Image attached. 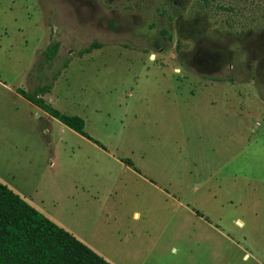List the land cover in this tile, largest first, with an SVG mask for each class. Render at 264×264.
Returning <instances> with one entry per match:
<instances>
[{
  "label": "rangeland",
  "instance_id": "obj_1",
  "mask_svg": "<svg viewBox=\"0 0 264 264\" xmlns=\"http://www.w3.org/2000/svg\"><path fill=\"white\" fill-rule=\"evenodd\" d=\"M0 182L112 264H264V0H0Z\"/></svg>",
  "mask_w": 264,
  "mask_h": 264
},
{
  "label": "trees",
  "instance_id": "obj_2",
  "mask_svg": "<svg viewBox=\"0 0 264 264\" xmlns=\"http://www.w3.org/2000/svg\"><path fill=\"white\" fill-rule=\"evenodd\" d=\"M94 46L97 44L85 51ZM58 48V41L50 43L44 49L46 60L54 59ZM16 92L49 116L100 144L85 132V120L81 116L63 113L43 98L50 92V85L38 86L33 94L22 88ZM126 163L132 165L128 160ZM0 264L112 263L0 182Z\"/></svg>",
  "mask_w": 264,
  "mask_h": 264
},
{
  "label": "flooded vegetation",
  "instance_id": "obj_3",
  "mask_svg": "<svg viewBox=\"0 0 264 264\" xmlns=\"http://www.w3.org/2000/svg\"><path fill=\"white\" fill-rule=\"evenodd\" d=\"M201 48H203V47H201ZM197 53V52H196ZM198 53H203L201 50H198ZM201 63L203 64V65H208V60H207V56L206 55H203L202 57H201ZM215 68V67H214ZM205 74H209V73H205Z\"/></svg>",
  "mask_w": 264,
  "mask_h": 264
}]
</instances>
